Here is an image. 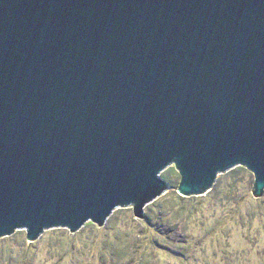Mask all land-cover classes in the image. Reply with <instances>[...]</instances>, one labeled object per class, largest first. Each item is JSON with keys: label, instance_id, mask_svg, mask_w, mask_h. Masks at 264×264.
<instances>
[{"label": "water", "instance_id": "obj_1", "mask_svg": "<svg viewBox=\"0 0 264 264\" xmlns=\"http://www.w3.org/2000/svg\"><path fill=\"white\" fill-rule=\"evenodd\" d=\"M174 165L263 196L264 0H0V238L144 219Z\"/></svg>", "mask_w": 264, "mask_h": 264}, {"label": "rangeland", "instance_id": "obj_2", "mask_svg": "<svg viewBox=\"0 0 264 264\" xmlns=\"http://www.w3.org/2000/svg\"><path fill=\"white\" fill-rule=\"evenodd\" d=\"M168 175L172 184L179 186L181 176L175 165L169 167ZM236 180L240 182L239 188L231 192L229 185L234 178L224 175V195L205 194L209 196L201 209L192 218L177 221L178 227L170 226L172 218L165 219V222L160 218V214H164L162 211L167 209L164 195L146 207V224L144 219L135 217L131 206L116 210V215L114 212L116 227L112 230L107 229L109 223L100 228L115 238L121 235L119 232L132 237L140 234L139 248L143 253L154 249L150 252L155 253L158 264H264V194L261 198L254 197L255 177L252 174L239 175ZM174 190L171 187L169 192ZM91 224L94 223H87L75 234L65 228L50 229L34 243L28 241L25 230L0 238V247L10 249L16 255V260L0 264H70L71 260L86 264L119 263L120 254L114 255L116 250L112 251L106 241L108 234L102 233L94 239L89 236L87 225ZM69 237L75 239V248L79 250L77 257L58 256L61 248L57 244L61 240L69 244ZM152 238L158 241V249L151 244ZM30 244H34L33 250L22 261Z\"/></svg>", "mask_w": 264, "mask_h": 264}, {"label": "trees", "instance_id": "obj_3", "mask_svg": "<svg viewBox=\"0 0 264 264\" xmlns=\"http://www.w3.org/2000/svg\"><path fill=\"white\" fill-rule=\"evenodd\" d=\"M239 173V174H237ZM251 172H249L248 169H246L245 167H238L237 170H231L226 174H222L219 176L217 183L215 184L213 190L211 192H209L210 196L216 194V197L220 196L222 197L225 193V188H224V184H223V176L224 175H228L229 177H231L232 179L234 178V181L232 184L229 185V189L231 192H235L238 190L239 188V180L237 181V176L239 175H246V174H250ZM169 174V169H167L165 172H163L162 177L169 182V184L171 185L172 188H175L174 191H170L168 192L164 197V199L166 200V212L162 211V213L164 214H160V218L165 222V219H169L172 218L173 223H171V227H178L179 224L176 223L177 221H182V220H187L189 218H192L194 213H197L198 210L201 209L202 205L205 203V201L208 199V195L203 196V197H189V198H185L180 196L177 193V189H178V185L176 186L175 184H172L170 181V176ZM253 175V174H252ZM174 185V186H173ZM223 187V188H222ZM228 189V188H227ZM230 192V193H231ZM206 198V199H204ZM201 206V207H200ZM116 215V212H115ZM115 215L111 216L110 219L108 220L107 223H109L108 228L107 229H113L114 227H116V225L114 224V220H115ZM143 221V220H142ZM148 222V220L144 219V224H146ZM115 225V226H114ZM87 228H90V232H89V236L92 237V239L97 238L100 234L104 233V235H107L108 233L104 232V230H102L101 228H99L98 226H95L94 224L91 225H87ZM18 232V231H17ZM16 234V233H15ZM119 234H121L118 237H114L110 234L107 235L106 237V241L108 242L109 247L111 248V250H116V252H114V255L120 254L118 255V261H120L117 264H158L156 259L157 257L155 256V253L150 252L152 250H147L143 253V251L139 248V243L142 242V237L140 236V234L137 236L132 237V235L127 234L124 235L122 232H119ZM178 234V233H177ZM176 235V239L177 238ZM78 237H81V235H79ZM115 238V239H112ZM141 239V240H140ZM69 244H67L65 241H60L57 245L60 246V252L57 254L58 256H62L63 258H66L67 255L68 256H76L78 254V251L75 248V243H74V238L73 237H69ZM176 242V240H174V243ZM145 243V242H144ZM151 244L155 247H157L156 249H158V241L154 238H152ZM142 245V244H141ZM148 245V244H147ZM34 244H30L25 252V254L23 255V259L22 261L29 256L30 251L33 250ZM83 255L85 254V251L82 250ZM23 254V253H22ZM16 255L14 254L13 251H11L10 249H6L5 247H0V260L2 263V261H7L10 259H14L16 260ZM74 259V258H72ZM20 261H21V257H20ZM74 260H71L70 264H86L84 262H72ZM27 263V262H26Z\"/></svg>", "mask_w": 264, "mask_h": 264}]
</instances>
